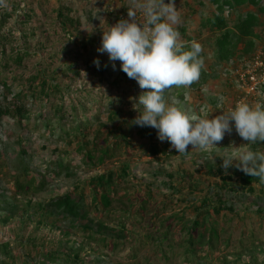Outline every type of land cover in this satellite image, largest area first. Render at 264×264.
Listing matches in <instances>:
<instances>
[{
    "label": "rangeland",
    "instance_id": "rangeland-1",
    "mask_svg": "<svg viewBox=\"0 0 264 264\" xmlns=\"http://www.w3.org/2000/svg\"><path fill=\"white\" fill-rule=\"evenodd\" d=\"M193 1L175 0L182 22L187 20L185 15L190 11L185 4L193 3ZM168 2L169 0H165V3ZM6 3L8 7H0V20L7 13L12 16L3 26L0 24V52L5 46L10 55H15L12 50L14 48L27 51L30 56L25 60L23 67L15 68L14 73H12L4 71L2 68L4 62L3 55L0 54V80L6 79L9 85L13 87L14 92L17 93L25 85L27 79L34 75L36 70L41 69L40 65L45 67V61L50 55H55V66L52 69L65 66L64 57L66 60H71L72 57L78 55L80 56L79 63L82 66L81 77L73 76L71 79L61 77L58 80L64 89L61 104H64L66 108V117L68 118L66 121L69 122L72 117L71 106L74 101L77 106L79 103H86L87 108L92 107L91 98H89L90 91H94L98 101L102 99L108 104L109 95H116L118 91L117 89L110 91L109 85L114 79L120 77L123 71L120 68V61L115 62L116 68L113 70L108 55L97 52V48L101 44L104 30L115 25L119 17L129 19L128 14L125 13L128 12L130 0H6ZM62 4L71 6L82 19L85 38H94L95 36L100 38L96 48H90L88 52H83L80 44L76 41L70 45L67 39L55 36L54 31L57 28L56 10ZM30 11L34 13L32 18L27 20L25 15H29ZM91 13L92 16H89ZM138 19L142 20L139 14ZM199 22L198 17L189 27L190 35L194 36ZM32 33H35V37L32 35L27 39L24 38L25 34L31 35ZM206 37H208L207 33L195 41L202 45V52L207 55L203 58L204 69L214 73V80L208 81L201 87V96H198V92L190 91L189 87L185 88L184 92H182V88H178L180 95L183 93L185 96V99L181 100L178 94H174L177 91L173 90V96L170 97L169 102L175 99L185 109L201 116L209 115L211 119L221 114L222 111L234 108L239 99L243 97V92L239 87L235 73L240 61L235 62V65H238L237 68H235L236 66L233 67L232 64L216 66V58L212 53V48L210 45L203 46L201 42ZM5 39L7 41H4ZM263 47L264 39L263 42H259L258 49ZM68 51L73 52L72 56L68 54ZM97 58L101 64L107 65L109 68V72L106 74L107 83L101 85L98 80L91 79L84 72L86 69L85 61H94ZM212 67H214L213 71L211 70ZM231 84L233 86H230ZM125 87L126 84L123 81L121 89ZM135 89L137 92L143 91L138 83ZM81 90L86 92L81 95L79 93ZM199 97L201 98L199 99ZM131 98L130 100H132ZM247 102L250 104L264 103V96L249 97ZM38 105L30 106L31 120L25 122L26 125L29 124L28 130H20L19 127L9 123L0 127L2 139L0 142V155L2 156V158L0 156V165H2L0 168V243L11 244L17 254L16 260L18 262L19 259H24L23 254L25 252L30 251L33 255H42V253L48 252L73 253L80 251L81 244H85L81 255L87 256V260L91 264H264V194H260L258 188L254 193H250L248 190L223 192L225 199L235 205L236 214H222L219 217V231H222L220 245L212 254L210 253V258L200 263L201 255L196 253V256L192 258L193 263L190 262L187 255H184L185 249L182 247L186 245L185 243L180 245L182 242L179 239L182 224L171 219L173 217L171 215L183 217L186 213L185 220L189 222L194 215L192 209H188L187 203L177 202L181 194L187 195L188 193L186 190H181L184 185L180 183L182 177L191 176L192 180L199 186L201 192L195 194L198 197L197 200L207 194L215 197L219 192L216 184L221 185L222 175L216 177L208 175L201 167L215 166V170L218 169V166L223 163L220 156L226 152L233 153L239 150L237 147H251L253 150L264 151V142L248 145V142L236 133L233 122L231 134L226 133L224 139L209 150L192 149V146L189 145L188 153L173 155L176 150L170 146V157L166 158V156L159 155L158 158H155L149 155L152 142L156 141L160 147L170 143L167 140L160 141L158 136L154 141H151L150 138L143 139L137 136L138 130H133L135 135L134 149L130 151H126L124 148L117 150V154L112 159L107 160L103 167L91 170L86 169L81 161V154L76 152L77 145L75 143L69 144V139H60L58 130L55 135L47 136L42 121H40V132H34L31 129L41 113ZM42 107L50 116L51 107H46L43 104ZM90 113L88 112L89 116L93 112ZM102 117L103 121L107 118L106 115ZM43 134L45 135L42 136ZM20 139L28 149L26 158L21 155ZM56 150L59 151V154L55 153ZM60 155L65 161L64 165L69 167L70 174L63 168L53 167ZM22 162L30 168L33 174H37L39 179L45 176L48 180V189L43 194L33 198L35 206L38 202H47L58 195L73 192L77 188H80V191L86 189L87 202L90 204L89 188L88 185H85L90 177L98 171H117L124 163H129L131 166L130 176L121 186L116 188L115 193L116 198L122 199L127 205L115 204L110 219H119L123 214L122 211L131 207L130 211L123 215V220L128 224L130 230L134 229L132 236L125 243H121L116 250L110 251L105 248V244L100 242L90 244L81 233L72 231L70 236H65L64 232L68 227L64 222H57L55 226L38 224V217L28 220L29 216H34L35 206L28 207L26 204L28 198L17 196L14 186L18 174L23 173V169H21L17 174L18 171L15 168L20 167ZM56 169L57 172L60 171L59 175L53 174ZM171 175L173 178L170 177ZM169 185H173L182 193L176 194L175 188H171ZM140 200L141 202L147 200L149 203L146 206L148 210L144 212V219L136 214ZM131 202L132 204H130ZM28 209L29 211H27ZM153 216H157L155 219L157 228L152 231L149 222L152 221ZM6 217H10L8 223L5 222ZM140 219L143 221L141 224ZM166 219H168L167 224L162 226V221L165 222ZM169 219L171 220L169 221ZM170 223H172V228H170L171 233L168 241L162 243V238H159L160 234L169 230ZM156 231H159L160 234H156ZM147 236L152 239L148 240ZM25 240L26 242H24ZM160 243L165 248L164 252L158 250ZM169 245H176L179 249L176 248L175 252H172L173 249L169 248ZM93 248L96 249V252H93ZM201 252L198 253L201 254ZM235 254L242 256L238 259ZM35 258L37 260L34 263H38L37 261H44L45 256H36Z\"/></svg>",
    "mask_w": 264,
    "mask_h": 264
},
{
    "label": "trees",
    "instance_id": "trees-1",
    "mask_svg": "<svg viewBox=\"0 0 264 264\" xmlns=\"http://www.w3.org/2000/svg\"><path fill=\"white\" fill-rule=\"evenodd\" d=\"M185 5L188 6L190 11L185 15L187 20L177 26L181 39L190 43L193 40L201 39L207 33L208 37L202 39L201 42L203 46L210 45L212 48V53L216 58V66H221L222 64L229 66L232 64L235 67L236 61L251 60L255 56L256 50L259 48V42H263L264 39V0H194L193 3H186ZM33 13V11H30L29 15H25L27 20L32 18ZM56 14L57 28L54 31L55 36L67 39L70 45L76 41L80 44L83 52H88L90 48H96L100 38L98 36L94 38L84 37L82 19L71 6L62 4L56 10ZM125 14H128V12L126 11ZM11 16L10 13L5 14L0 20V24L3 26L11 19ZM89 16H92V13ZM198 17L200 22L194 32V36H192L189 34V27ZM120 19L122 17L117 20L119 21ZM32 35L35 37V33H32L31 35L25 34L24 38L27 39ZM4 41L7 40L5 39ZM12 50L15 53L14 56L8 54L5 46L0 54L3 55L4 63L2 68L4 71L14 73L13 70L15 68H21L25 65V60L28 59L30 54L22 49L13 48ZM68 52L72 56L73 52ZM201 55L203 58L207 56L204 52ZM64 58L65 66L52 69L55 66V55H50L45 61V67L40 65L41 69L36 70V73L27 79L25 85L17 93L14 92L13 87L9 85L6 79L0 80V127L9 123L19 127L20 130H28L29 124L26 125L25 122L31 120L30 106L41 104L38 105L41 113L31 129L34 132H40V121H42V123L44 122L47 136L55 135L58 130L60 139H69V144L75 143L77 145L76 152L81 154V161L86 169L91 170L103 167L107 160L112 159L117 154V150L124 148L126 151H130L134 149L135 135L133 130H138L137 136L143 139L156 140L158 135L155 128L140 127L132 123L138 112L133 109V100H130V97L138 98L146 90L137 92L135 89L137 82L128 78L124 72L109 85L110 91H113V89L118 91L116 95H109L108 104L102 99L98 101L94 91H90L89 98H91L92 107L87 108L86 103H79V106H77L74 101L71 106L72 117L69 122L66 121L68 120L66 108L64 104H61L64 89L58 83V80L61 77L67 79H71L73 76L81 77L82 66L79 63L80 56L78 55L72 57L71 60ZM85 67L84 72L91 79L98 80L100 85L107 83L106 74L109 72L108 67L100 63V67L97 68L92 60H86ZM211 70L213 71L214 67ZM214 76L213 72L203 68L199 81L193 83L189 90L198 92V96H201V87L208 81H213ZM123 81L126 87L121 89ZM230 86L233 85L231 84ZM173 90L177 91L174 94H178L181 100L185 99L183 93L180 95L178 88H172L166 93L168 100L173 96ZM184 90L185 88H182V92ZM84 92L86 91L81 90L79 93L82 95ZM42 104L46 107H51L50 116L43 109ZM88 112L89 114H91L90 112L93 113L89 116ZM103 115L107 116L105 121H103ZM19 142L22 148L21 155L26 158L28 149L24 146L21 139ZM170 146L169 144L160 147L156 141L152 142L149 155L155 158L163 155L168 158L171 156V153L169 154ZM55 153L59 154V151L56 150ZM177 154V151L173 152V155ZM61 156L55 161L53 167L63 168L70 174L69 167L64 165L65 161ZM1 167L2 165H0ZM15 169L18 171L17 174L23 169V173L18 174L16 177L15 193L17 196L27 197L26 204L32 208L35 206L33 198L43 194L49 187L47 177L43 176L39 179L38 175L33 174L24 162ZM130 169V164L124 163L117 171H98L90 177L85 184L89 188L90 204L87 202L86 189L80 191V188H77L73 192L58 195L47 202H38L34 209V216H29L28 220L38 217V224L55 226L57 222H64L68 227L66 232H64L65 236H70L72 231H75L76 233H81L90 244L100 242L105 244L106 249L114 251L121 243H125L132 236L134 230L133 228L130 230L128 224L123 220V215L128 213L131 207L123 210V214L119 219H110L115 204H120V206L127 205L122 199L116 198L115 193L116 188L121 186L130 176ZM201 169L205 170L208 175H214V177L222 175L221 185L219 183L216 184L219 191L218 194L215 197L207 194L197 200L198 197L195 194L201 192L199 186L192 180L191 176H184L182 181H180V183L184 184L181 190H186L188 193L187 195L181 194L177 202L187 203L188 209H192L194 215L189 222L185 220L187 217L186 213H184L183 217L171 215L173 216L171 219L182 224L181 234L179 235L180 242H182L180 245L185 243L186 246L182 247L185 249L184 255H187L191 263H193L192 258L196 256V253L202 257L199 263L210 258L212 252L220 245L219 241H221L222 231H219V217L222 214H236L235 205L225 199L223 192L228 190L231 192L248 190L250 193H254L256 188H258V192L264 194V182H261L257 177L246 175L234 167L229 168L227 174L221 165L216 170L215 166H205L201 167ZM59 173L60 171L57 172V169L53 171L54 175H59ZM170 177L173 178V175ZM169 187L175 188L176 194L182 193L173 185H169ZM78 190L79 192H77ZM147 202V200L142 202L140 200L137 207L136 214L142 219H144V212L148 210L146 206L149 203ZM259 212L262 213V211ZM156 217L153 216L152 221L149 222L150 230L152 231L157 228L155 224ZM142 219H140V224L143 222ZM9 220L10 217L5 218L6 223ZM167 220L165 222L162 221V226L167 224ZM170 228H172V223L169 224V230L163 231L161 234L156 231V234H160L159 238H162V243L168 241L171 233ZM150 238V236H147L148 240ZM162 243L158 246V250L164 252L165 248ZM175 244L178 245L177 243ZM21 245L24 246L23 243ZM176 245H169V248L173 249L172 252H175L176 248L179 249ZM84 248L85 244H81L80 251L73 253L62 252L61 254L48 252L46 254L42 253V255H33L29 251L25 252V255L23 254L24 259H19L18 262L15 249L10 243H4L0 245V264H91L87 260V256L83 257L81 255V251ZM93 250V252H96L95 248ZM198 252H201V254ZM235 255L238 259L242 256ZM36 256H45V259L34 263L37 260Z\"/></svg>",
    "mask_w": 264,
    "mask_h": 264
},
{
    "label": "clouds",
    "instance_id": "clouds-1",
    "mask_svg": "<svg viewBox=\"0 0 264 264\" xmlns=\"http://www.w3.org/2000/svg\"><path fill=\"white\" fill-rule=\"evenodd\" d=\"M0 7H8L6 0H0ZM128 17L103 31L97 52L108 55L113 70L120 61L127 77L146 90L131 98L138 112L133 124L155 128L158 139L167 140L180 155L189 152V145L201 151L217 146L226 133L231 134L233 122L248 145L264 142V103L242 99L210 119L166 98L172 88H188L198 82L204 68L202 45L181 39L177 26L182 20L175 0H130ZM93 63L100 67L98 58ZM237 148L220 156L225 173L234 167L264 182V151Z\"/></svg>",
    "mask_w": 264,
    "mask_h": 264
},
{
    "label": "built area",
    "instance_id": "built-area-1",
    "mask_svg": "<svg viewBox=\"0 0 264 264\" xmlns=\"http://www.w3.org/2000/svg\"><path fill=\"white\" fill-rule=\"evenodd\" d=\"M237 82L243 92L240 100L253 96H264V47L256 50L251 60L240 62L235 70Z\"/></svg>",
    "mask_w": 264,
    "mask_h": 264
}]
</instances>
